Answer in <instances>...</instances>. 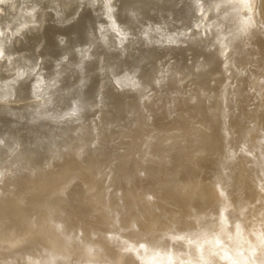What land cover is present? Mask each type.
Wrapping results in <instances>:
<instances>
[{
    "label": "rangeland",
    "instance_id": "rangeland-1",
    "mask_svg": "<svg viewBox=\"0 0 264 264\" xmlns=\"http://www.w3.org/2000/svg\"><path fill=\"white\" fill-rule=\"evenodd\" d=\"M0 264H264V0H0Z\"/></svg>",
    "mask_w": 264,
    "mask_h": 264
}]
</instances>
